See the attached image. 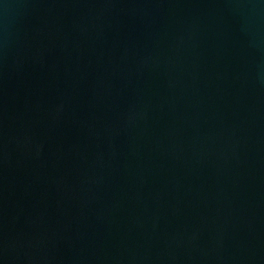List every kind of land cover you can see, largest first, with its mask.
<instances>
[{
    "label": "water",
    "instance_id": "water-1",
    "mask_svg": "<svg viewBox=\"0 0 264 264\" xmlns=\"http://www.w3.org/2000/svg\"><path fill=\"white\" fill-rule=\"evenodd\" d=\"M0 264H264V0H0Z\"/></svg>",
    "mask_w": 264,
    "mask_h": 264
}]
</instances>
